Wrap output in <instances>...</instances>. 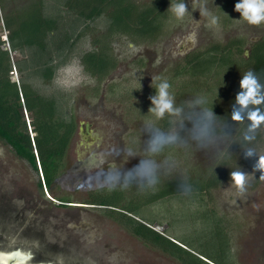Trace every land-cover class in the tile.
Here are the masks:
<instances>
[{
    "label": "rangeland",
    "instance_id": "374dc122",
    "mask_svg": "<svg viewBox=\"0 0 264 264\" xmlns=\"http://www.w3.org/2000/svg\"><path fill=\"white\" fill-rule=\"evenodd\" d=\"M22 1L9 0L8 5ZM178 2L166 0L168 17L156 37L111 35L109 47L115 65L102 79L86 72L79 60V55L92 47V37L103 31L104 17L97 18L93 31L76 43L71 59L56 69L50 82L40 84L42 92L55 95L60 109L72 115L76 128L63 173L51 187L42 189L38 184L41 172L37 173L0 140V250L30 249L29 261L43 260L48 264H183L159 246L134 235L108 215L103 205L92 202L99 195L116 203L135 201L143 193L135 186L111 190L104 177L110 169L130 168L144 156L147 134L143 122L152 119L146 93L152 83L166 77L173 79L174 86L181 82L182 76L172 77V68L192 48L210 41L224 43L234 36L250 41L264 34V24L249 25L235 8L220 11L219 0H184L189 11L183 20H178L169 7ZM201 5L210 15L203 14ZM213 17L217 18L215 23ZM0 36L6 38L1 24ZM244 54H249L248 45ZM10 74L12 79L18 78L15 68ZM213 78L207 77L209 81ZM190 100L188 96L186 101ZM24 114L28 122L29 111L24 110ZM146 114L148 117L143 116ZM226 143L221 140L218 146ZM128 148L137 153L136 157L127 156ZM257 149L258 154L264 155V131ZM168 153L179 164L176 171H189L192 167L204 170L216 159L215 149L199 150L194 145L188 151L175 149ZM257 159L251 158L241 168L250 178L244 195L227 179L211 190L212 197L207 200V207L214 206L218 214L230 219L228 230L235 264H264V181L259 179V171L254 172ZM186 199L170 197L150 203L144 205L145 212L152 213L156 229L178 231L168 221L177 208L185 206ZM61 200L68 204H60ZM183 229L184 234L173 236L186 242L194 252L208 255L215 251L214 229L207 225L190 232L184 225ZM216 235H222L218 228Z\"/></svg>",
    "mask_w": 264,
    "mask_h": 264
},
{
    "label": "trees",
    "instance_id": "16d2710c",
    "mask_svg": "<svg viewBox=\"0 0 264 264\" xmlns=\"http://www.w3.org/2000/svg\"><path fill=\"white\" fill-rule=\"evenodd\" d=\"M8 1L0 0V24L6 30V38L0 36V140L37 173L41 172L38 184L42 189L51 187L63 173L76 123L71 114L60 109L55 95L40 90V84L50 82L56 69L71 59L76 43L93 31V22L101 16L105 23L103 31L92 37V47L84 50L79 60L86 72L97 79L104 78L115 65V56L109 47L111 35L123 33L133 39L156 37L168 17L166 0L140 3L134 0H23L12 6ZM219 1L220 11L234 9L238 2ZM5 42L7 45L3 44ZM246 45L249 46L248 55L244 54ZM13 68L17 70V79L11 78ZM249 69L264 75V34L250 41L234 36L224 43L210 41L192 48L172 68V77L182 76V81L174 86L172 78L166 77V80L176 95L177 106L185 104L188 96L193 99L205 95L208 106L213 107L221 119H227L240 90L239 80ZM208 76L214 78L209 81ZM160 81L152 83L146 93L150 105V97L155 95ZM184 106L186 112L190 111L188 105ZM24 110L30 113L28 122ZM143 116L148 117V114ZM150 118L155 117L152 114ZM169 119L166 116L159 120V126L167 130ZM185 123L186 130L182 134L187 135L191 123ZM246 123L233 122L235 132L231 139L239 141ZM263 131L256 146L262 140ZM174 150L167 152L170 154ZM230 151L229 159L219 163L214 159L204 170L192 167L189 171L162 172L158 187L143 191L138 200L116 203L99 195L92 202L103 205L108 215L134 235L159 246L183 264H235L228 230L230 219L218 214L214 206L207 207L211 190L230 179L232 170L245 167L251 159L245 156L238 143H233ZM182 174H187L194 185L191 195H183L177 189ZM181 196L187 197L188 201L176 209L179 216L175 213L168 221V225L173 222L178 231L156 229L153 225L156 220L150 211L145 212L144 205ZM66 202L61 200L59 203L68 204ZM183 225L189 232L206 225L210 230L214 229L215 251L208 255L194 252L186 242L174 237L184 234ZM216 228L222 235H216Z\"/></svg>",
    "mask_w": 264,
    "mask_h": 264
},
{
    "label": "clouds",
    "instance_id": "9594fccd",
    "mask_svg": "<svg viewBox=\"0 0 264 264\" xmlns=\"http://www.w3.org/2000/svg\"><path fill=\"white\" fill-rule=\"evenodd\" d=\"M169 7L178 20H183L189 11L184 0ZM201 7L205 16L210 15L204 5ZM234 7L249 25L264 24V0H238ZM216 19L213 17V23ZM239 87L229 118L221 119L213 111V107L208 106V98L205 95H197L187 101L185 104L190 111L186 112L185 104L177 106L174 94L170 91V83L166 79L161 80L156 85L155 95L150 97L149 111L155 119L143 122V131L147 134L144 156L130 168L110 169L104 177L110 189L127 190L133 186L140 191L155 189L161 183L162 172L171 174L179 167L178 162L166 155V152L170 149L188 151L193 145L199 150L215 149L216 160L219 163L231 157L230 146L238 143L247 158L258 157L254 164V172L259 171L261 173L259 179L264 181V155L258 154L256 146L257 138L264 129V75L249 69L241 76ZM166 116L170 118L167 130L158 123ZM185 121L191 123L187 135L182 134L186 130ZM233 122H247L238 142L231 139L235 132ZM221 140L227 141L224 147L218 146ZM125 151L129 157L134 158L137 155L131 148ZM230 179L240 195L247 192L250 186L248 172L237 168L230 172ZM177 189L183 195H191L195 190L187 174H182Z\"/></svg>",
    "mask_w": 264,
    "mask_h": 264
},
{
    "label": "water",
    "instance_id": "95a60500",
    "mask_svg": "<svg viewBox=\"0 0 264 264\" xmlns=\"http://www.w3.org/2000/svg\"><path fill=\"white\" fill-rule=\"evenodd\" d=\"M30 249H24L23 247H19V248H3L2 250H0V253H3L5 255H11L13 257H22L24 256L26 258V262L24 264H48V262H45L43 260H36V261H29V256H30ZM20 254V256L18 255ZM12 264V262L10 263Z\"/></svg>",
    "mask_w": 264,
    "mask_h": 264
},
{
    "label": "bare ground",
    "instance_id": "6f19581e",
    "mask_svg": "<svg viewBox=\"0 0 264 264\" xmlns=\"http://www.w3.org/2000/svg\"><path fill=\"white\" fill-rule=\"evenodd\" d=\"M20 256V254H18ZM24 264L26 262V258L22 257H13L11 255H5L0 253V264Z\"/></svg>",
    "mask_w": 264,
    "mask_h": 264
},
{
    "label": "flooded vegetation",
    "instance_id": "af4514ba",
    "mask_svg": "<svg viewBox=\"0 0 264 264\" xmlns=\"http://www.w3.org/2000/svg\"><path fill=\"white\" fill-rule=\"evenodd\" d=\"M87 127H88V123L85 124V128H87ZM70 143H71V142H70Z\"/></svg>",
    "mask_w": 264,
    "mask_h": 264
}]
</instances>
